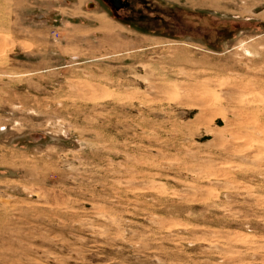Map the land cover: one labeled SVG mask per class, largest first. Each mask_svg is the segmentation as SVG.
<instances>
[{
  "label": "rangeland",
  "instance_id": "rangeland-1",
  "mask_svg": "<svg viewBox=\"0 0 264 264\" xmlns=\"http://www.w3.org/2000/svg\"><path fill=\"white\" fill-rule=\"evenodd\" d=\"M0 0V264H264V0Z\"/></svg>",
  "mask_w": 264,
  "mask_h": 264
},
{
  "label": "flooded vegetation",
  "instance_id": "flooded-vegetation-1",
  "mask_svg": "<svg viewBox=\"0 0 264 264\" xmlns=\"http://www.w3.org/2000/svg\"><path fill=\"white\" fill-rule=\"evenodd\" d=\"M114 6H115L116 9H118V10L124 8V4L122 3V0H121V3H120V4H119V3H116Z\"/></svg>",
  "mask_w": 264,
  "mask_h": 264
},
{
  "label": "water",
  "instance_id": "water-1",
  "mask_svg": "<svg viewBox=\"0 0 264 264\" xmlns=\"http://www.w3.org/2000/svg\"><path fill=\"white\" fill-rule=\"evenodd\" d=\"M116 3H121V0H112V4L115 5Z\"/></svg>",
  "mask_w": 264,
  "mask_h": 264
}]
</instances>
